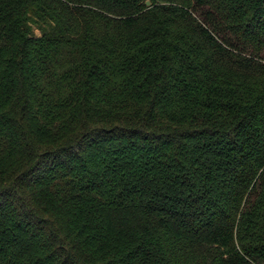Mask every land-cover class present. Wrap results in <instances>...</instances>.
Listing matches in <instances>:
<instances>
[{
    "label": "trees",
    "instance_id": "obj_1",
    "mask_svg": "<svg viewBox=\"0 0 264 264\" xmlns=\"http://www.w3.org/2000/svg\"><path fill=\"white\" fill-rule=\"evenodd\" d=\"M0 264H264V0H0Z\"/></svg>",
    "mask_w": 264,
    "mask_h": 264
},
{
    "label": "water",
    "instance_id": "obj_2",
    "mask_svg": "<svg viewBox=\"0 0 264 264\" xmlns=\"http://www.w3.org/2000/svg\"><path fill=\"white\" fill-rule=\"evenodd\" d=\"M149 4H150V3L147 1V2H146V5L149 6Z\"/></svg>",
    "mask_w": 264,
    "mask_h": 264
}]
</instances>
